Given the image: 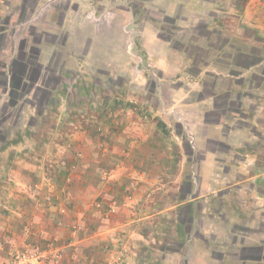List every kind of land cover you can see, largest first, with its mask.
<instances>
[{"label":"crops","instance_id":"crops-1","mask_svg":"<svg viewBox=\"0 0 264 264\" xmlns=\"http://www.w3.org/2000/svg\"><path fill=\"white\" fill-rule=\"evenodd\" d=\"M116 1L118 13H122L121 28L131 21L142 25L148 59L160 76H172V62L178 60L182 68L179 76L194 80L193 84L186 80L187 87L172 85L173 98L168 103V107L177 106L175 94H179V107L186 110L181 118L187 121L186 138L192 146L181 153V160L189 157L188 163L181 162L180 176L175 180L164 181V197L160 198L156 176L162 171L166 176L171 174L172 166L151 164V160L144 165L153 154L151 149L158 151L151 143L160 135L155 129L152 133L146 129L148 121L130 109L112 123L107 117L91 116L87 119L90 127L78 129L76 125L66 132L60 126L77 124L67 121L74 113L72 104L65 92L44 87L42 81L36 87L58 99L50 134L46 138L29 134L26 122L24 132L0 149V155L6 158L0 179L5 180L4 197L10 210L0 213V261L8 259L11 250L28 239V235H22L26 225L32 227L31 240L54 235L65 247L71 236L63 221H69L86 224L76 236L83 264H109L120 248L125 249L122 244L117 249L119 242L115 244V239L125 242L128 236L139 237L133 224L147 221L153 255L164 254L154 264H178L169 254L176 250L169 246L175 235H185L180 241L182 251L220 254L208 260L202 255L187 264H264V0H228L226 5L218 0ZM8 6L6 0H0V11ZM221 14L227 17L223 23L214 19ZM157 15L170 18L172 24L160 21ZM200 23L207 34L198 31ZM170 25L186 32L184 49L172 47V39L157 34V30ZM187 46L201 49L203 55L187 54ZM186 61L193 64L196 74L185 68ZM87 64L78 68L77 76L84 75L87 68L83 66ZM24 70L28 74L29 67ZM5 75L11 79L13 71ZM191 89L195 93L189 96ZM190 108L196 111L189 114ZM41 114L32 105V117ZM109 124H115V129L109 131ZM101 127L109 131L108 135L99 133ZM59 158L67 159L70 185L47 174L46 161L56 163ZM106 167L115 170L108 187L97 179ZM132 176L138 180L133 182L129 197L125 193L131 188ZM66 190L72 194L70 204H65L61 196ZM114 192L121 195L116 223L96 225L100 219L94 209L96 197L100 193L112 196ZM45 197L52 198L49 207H45ZM159 233L164 235L166 246L157 244Z\"/></svg>","mask_w":264,"mask_h":264},{"label":"rangeland","instance_id":"rangeland-1","mask_svg":"<svg viewBox=\"0 0 264 264\" xmlns=\"http://www.w3.org/2000/svg\"><path fill=\"white\" fill-rule=\"evenodd\" d=\"M227 1L218 0L224 5ZM6 2L9 3L8 8L0 11V149L9 143L11 138L14 141L18 138L17 135L24 132L26 122L28 124L26 130L29 134L33 133L38 137L43 135L45 138L50 134L51 122L55 116L53 113L58 110V99L47 90L36 87L43 81L44 87L57 88L59 92H65L66 99L72 104L74 113L73 116L69 114L67 121L69 123L75 121L77 124L64 125L63 128L60 126V129L66 132L74 130L76 125L78 129L81 126L90 127L91 124L87 123V119L91 116L107 117L112 123L130 109L148 121L146 129L151 130L150 133L155 129L160 135L151 143V145L156 144L158 151L153 152L151 149L153 154L144 165L149 164L151 160V164L157 162L159 166L160 164L172 166L171 174L166 176L162 171L156 176L157 186H160L157 196L163 198L162 184L180 176L181 162L184 164L189 160V157H183L182 161L181 153L185 150L189 151L192 146L186 138L187 121L181 118L186 112L179 107L181 96L175 94L178 107L174 105L168 107V103L173 98L170 90L174 89L172 85L187 87L186 80L193 84V78L183 79L179 76L182 68L178 60L172 62L173 67L170 70L172 76H160L159 70L148 59V42L144 39L142 25L131 21L121 28L122 13H118L120 7L116 4L118 3L116 0H6ZM128 7L133 9L131 5ZM157 18L169 24L173 22L163 15H157ZM214 19L223 23L227 17L221 14ZM157 31H159L158 35L172 39V47L180 50L185 48L182 43L186 32L180 27L170 25ZM198 31L207 34L202 23ZM213 38L219 39L217 34H213ZM186 52L187 54L194 52L198 57L203 55L201 49L192 46H187ZM76 57L82 58L85 63L88 62L87 66H83L87 68L84 75H76L78 68L85 64L83 61L77 62ZM39 60L46 61V64L43 66ZM79 63L81 65H78ZM186 64L184 67L192 74H196L193 64L187 61ZM25 66L29 67L28 74L24 70ZM9 71H13L11 79L5 75ZM189 92V96L195 93L192 94V89ZM32 105L38 108L39 112L42 111V114L32 117ZM187 111L190 114L196 109L190 108ZM152 124L156 127L154 128ZM106 128L111 131L115 129V124H109ZM108 130L101 127L99 133L105 136L106 133L108 135ZM100 156L105 158L104 153H100ZM5 162L6 158L0 155V169ZM52 162L54 161H46L47 174L52 180H62L70 185L71 173L67 171V159L59 158L58 162ZM114 171L110 167L104 168L98 174L99 183L103 182L105 187L110 186L114 181ZM140 173L143 175L142 171ZM137 180L138 177L130 178L131 188L126 191L127 196L132 197L134 191L132 185ZM4 184L5 180L1 178L0 213L2 214L10 212L4 197ZM30 191L31 189L28 188L27 192ZM61 196L65 204L72 202V194L67 190L61 193ZM119 196L121 197L114 192L112 196L100 193L96 197L94 209L100 218L96 221V225L106 226L116 223L121 211ZM43 202L47 204L45 207H49L52 198L45 197ZM59 212L65 213L64 210ZM148 224L147 221L141 225L133 224L134 230L140 232V236H128L130 241L128 246L125 245L127 239L125 242L123 238L115 239V244L119 242L116 244L117 249L121 244L125 249L120 248L119 253L113 256L109 264H154L164 258V254L157 253L154 256V251H151L154 242L150 241ZM177 224L178 231H181L180 222ZM85 226L86 224L82 222L64 223L63 221L64 229L71 236L63 247L61 240L54 235V237L40 238L41 240L38 241L31 240L32 227L26 225L22 228V235L24 237L28 235V239L20 246L14 247L9 258L0 261V264H16L15 256L26 248V244L33 250L46 252L42 260L36 264H83L85 259L76 236L84 231ZM117 231L121 234L126 233L121 229ZM115 234L118 236V233ZM157 236L160 240L157 244L166 246L164 235L159 233ZM184 239L185 235H175L174 241L169 243L172 249H176L169 253L173 262L187 264L201 259L202 255L207 260L212 258V255L220 257L217 253L198 254L197 249L196 252L182 251L183 246L180 245V241ZM1 241L3 242V239ZM53 250L59 255L50 252Z\"/></svg>","mask_w":264,"mask_h":264},{"label":"built area","instance_id":"built-area-1","mask_svg":"<svg viewBox=\"0 0 264 264\" xmlns=\"http://www.w3.org/2000/svg\"><path fill=\"white\" fill-rule=\"evenodd\" d=\"M50 252L57 253L54 252V250ZM45 253L39 249L33 250L28 244H26V248L16 254L15 261L16 264H36L42 260V258L45 256Z\"/></svg>","mask_w":264,"mask_h":264},{"label":"trees","instance_id":"trees-1","mask_svg":"<svg viewBox=\"0 0 264 264\" xmlns=\"http://www.w3.org/2000/svg\"><path fill=\"white\" fill-rule=\"evenodd\" d=\"M32 65H34L33 63H32ZM26 68H27V66H25Z\"/></svg>","mask_w":264,"mask_h":264}]
</instances>
